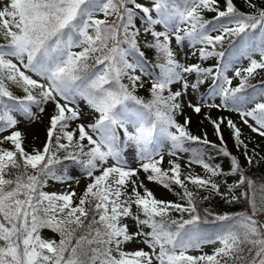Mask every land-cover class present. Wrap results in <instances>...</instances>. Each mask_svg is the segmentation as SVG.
<instances>
[{
	"label": "snow or ice",
	"instance_id": "snow-or-ice-1",
	"mask_svg": "<svg viewBox=\"0 0 264 264\" xmlns=\"http://www.w3.org/2000/svg\"><path fill=\"white\" fill-rule=\"evenodd\" d=\"M244 2L0 0V264H264V177L247 170L264 155L240 126L264 138V0ZM49 106L29 151L19 124ZM216 197L243 209L205 206Z\"/></svg>",
	"mask_w": 264,
	"mask_h": 264
},
{
	"label": "rangeland",
	"instance_id": "rangeland-1",
	"mask_svg": "<svg viewBox=\"0 0 264 264\" xmlns=\"http://www.w3.org/2000/svg\"><path fill=\"white\" fill-rule=\"evenodd\" d=\"M234 3L239 8L244 9L245 11H248L247 5L245 4L244 0H234ZM207 14H211V13H207ZM173 46L175 47V42H173ZM176 51L178 54L177 58L180 59L181 61H183L185 53H187L189 51V47L187 45H185L182 49L177 48ZM188 62L194 63V62H196V58L192 57ZM246 63H247V61H244L245 65H246ZM229 75H231V73H229ZM234 82H236V81H234ZM177 88H179V85H175L173 90H176ZM146 91L147 90L145 88V89L140 90L139 92L143 94ZM216 102L219 103V99H217ZM51 110L52 109L49 106L48 108H46V111L44 113H37L39 119L36 121H33V122H29L26 118L21 120L19 127L26 134V142L25 143H26V147L29 151H31V149L34 147H36V148L41 147L43 145V143L45 142L46 129L48 126V118H49V114L51 113ZM85 110H87V109H85ZM184 111H185L186 116L191 117V124L189 125V128L194 135L202 136L203 133L207 132L209 140L213 141L214 143H218V144L220 143L217 140V137L215 135V132L213 130L212 125L209 123L208 120L204 119V113H201L200 115H196L195 113H193L191 111V109H188L187 107L185 108ZM210 115L213 119H215L219 116H224V117H229V118L233 119L238 124L240 123L239 116L236 113L229 112L226 110L213 109V110H211ZM18 119H20V117H18ZM177 119L181 123H183L184 117L178 116ZM240 126L243 129L244 137L250 138L249 149L254 148L256 146H259L257 150L260 152L261 155H264V138L260 137L256 133L251 132V130L248 129L247 126H244L242 124ZM224 137H225V140L227 142L229 150H231L234 154L240 155V153L237 152V150L234 147L233 140H232L231 135H230V130H228L226 127L224 128ZM5 146H7V145H5ZM169 158L170 157L167 156V149H165V165H164L165 167H167V160ZM187 159H188L187 154L183 155V158L180 161L181 164L182 165L185 164ZM240 159L242 162H244V158L242 155H240ZM260 162L261 161L256 162V163H260ZM227 164H228V161L226 162V165H225L226 168H227ZM185 170H187V169H185ZM192 170L195 173L203 174L202 168L197 166V165H193ZM141 177H143V173H141ZM231 179H233V178H231ZM84 185H85V181L83 179H81L80 187L77 189V191L78 192L81 191L83 189ZM73 186L75 187V185H73ZM60 187H62V186L50 182V189L49 190H57ZM148 187L154 191V194L156 195L157 198L167 199V200H177L178 199V197L174 194V192L166 190L163 187H159L154 183H148ZM189 187H191V185H189ZM175 190L180 191L179 188H176ZM45 235L50 236L51 233L45 232ZM129 247H135V245H129ZM204 251L210 252L211 248L206 247L204 249Z\"/></svg>",
	"mask_w": 264,
	"mask_h": 264
},
{
	"label": "trees",
	"instance_id": "trees-1",
	"mask_svg": "<svg viewBox=\"0 0 264 264\" xmlns=\"http://www.w3.org/2000/svg\"><path fill=\"white\" fill-rule=\"evenodd\" d=\"M239 9L242 11H245L244 9H241V8H239ZM206 15H207V18H211L214 14L211 13V14H206ZM147 56H148V59L150 61H154V53L151 50H149L147 52ZM212 63H215V61H208L205 66H207L208 64H212ZM262 76H264V72H261L260 76H257L256 80H253L252 83H256L258 80L261 79ZM210 83H211V81H209L205 85H202L201 86V92H206L208 90V85ZM235 83H238V81L234 82V84ZM17 94H20V93L17 92ZM139 94L144 95V96L148 95L147 91L143 94L139 92ZM216 144L219 145L218 143H216ZM206 151L209 154L210 162L219 163L225 167L227 160L222 155H218L216 152V149L208 148ZM187 155L189 156L188 153H187ZM247 170L249 171L250 175H253L256 178L264 177V161H261L260 163L254 162L253 165L248 166ZM231 181H232V179L229 178V182H231ZM205 206L210 207V208L217 210V211H229V212L240 211L243 209L242 204L237 203V204H233V205H227V204H224L222 201H220V199L218 197L206 202Z\"/></svg>",
	"mask_w": 264,
	"mask_h": 264
}]
</instances>
